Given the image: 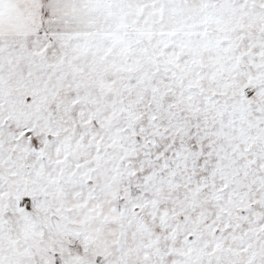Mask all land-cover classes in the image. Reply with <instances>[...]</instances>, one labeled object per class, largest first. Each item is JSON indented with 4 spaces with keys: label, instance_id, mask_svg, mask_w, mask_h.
<instances>
[{
    "label": "snow or ice",
    "instance_id": "6c2138e0",
    "mask_svg": "<svg viewBox=\"0 0 264 264\" xmlns=\"http://www.w3.org/2000/svg\"><path fill=\"white\" fill-rule=\"evenodd\" d=\"M0 264H264V0H0Z\"/></svg>",
    "mask_w": 264,
    "mask_h": 264
}]
</instances>
